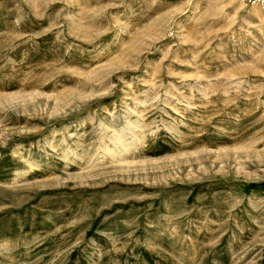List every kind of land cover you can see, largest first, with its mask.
<instances>
[{
	"label": "rangeland",
	"instance_id": "obj_1",
	"mask_svg": "<svg viewBox=\"0 0 264 264\" xmlns=\"http://www.w3.org/2000/svg\"><path fill=\"white\" fill-rule=\"evenodd\" d=\"M0 264H264V5L0 0Z\"/></svg>",
	"mask_w": 264,
	"mask_h": 264
},
{
	"label": "built area",
	"instance_id": "obj_2",
	"mask_svg": "<svg viewBox=\"0 0 264 264\" xmlns=\"http://www.w3.org/2000/svg\"><path fill=\"white\" fill-rule=\"evenodd\" d=\"M244 1L264 5V0H244Z\"/></svg>",
	"mask_w": 264,
	"mask_h": 264
}]
</instances>
